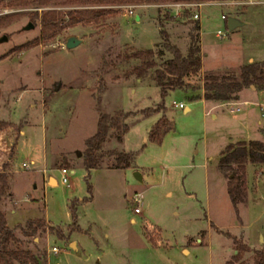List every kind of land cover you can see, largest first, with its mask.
<instances>
[{"label":"rangeland","instance_id":"1","mask_svg":"<svg viewBox=\"0 0 264 264\" xmlns=\"http://www.w3.org/2000/svg\"><path fill=\"white\" fill-rule=\"evenodd\" d=\"M219 2L186 6L192 7L186 15L172 2L85 6L115 14L44 39L34 11L67 10L69 3L14 8L0 0V38L8 37L0 43V118H10L0 121L13 125L0 131V175H8L0 210L21 242L11 247L37 255L39 264H222L237 253L233 237L248 246L244 262L264 250V164H246L245 200L237 209L218 166L227 145L264 142V88L242 89L239 111L226 103L208 110L179 90L162 99L153 80L172 56L163 40L186 55L198 36L201 68L185 78L194 85L204 74L238 75L243 65L264 60V0ZM229 17L240 21L231 31ZM28 23L33 28L26 30ZM70 36L81 43L68 49ZM138 49L157 51L156 67L140 78L141 59L132 57ZM163 100L166 108H159ZM164 110L173 129L155 142L148 133ZM121 111L129 113L122 143L111 130L101 167L87 171L85 142L99 114ZM110 149L133 153L131 167L110 168L116 162ZM32 220L45 227L28 234Z\"/></svg>","mask_w":264,"mask_h":264},{"label":"trees","instance_id":"2","mask_svg":"<svg viewBox=\"0 0 264 264\" xmlns=\"http://www.w3.org/2000/svg\"><path fill=\"white\" fill-rule=\"evenodd\" d=\"M52 1H60L65 4H70L67 10L49 9L40 12L34 11L32 18L37 22L39 19L40 36L44 39L51 38L57 31L74 26L77 24L85 25L97 23L106 16L115 14V10L108 8L94 9L85 6H118L121 4H136V3H181L189 4L187 6L197 7L196 4L202 2H219L225 0H7L10 7L36 5L35 7H44L51 4ZM85 7V8H84ZM192 7L182 9L184 15L191 11ZM38 18V19H37ZM195 30H199L198 22H196ZM163 50L171 52L172 56L162 62L163 69H155L154 83L159 87L160 97L163 99L168 92L172 90H187L188 88L203 90V98L214 101H227L238 99L237 95L244 88L250 86L256 88H264V60L254 61L243 65L238 75L236 74H212L207 73L202 77L200 85H194L185 82V78L189 74H196L200 68V48L199 38L193 37L186 55L177 49L168 41L163 40L161 44ZM161 54L163 51H160ZM155 49H138L132 55L133 58L141 59V63L135 72L140 78L145 72L156 67ZM159 108H164V100ZM157 111V109H155ZM129 113L121 111L113 115L102 114L98 116L97 128L93 136L89 137L85 142L83 166L89 171L101 167V161L105 154L101 151L105 140L111 130L120 133L117 141L122 142L123 134L127 131V125L124 123L125 118ZM10 122L0 121V131L5 128L12 127ZM172 123L165 115H161L158 121L152 126L149 131V138L152 141H160L165 132L172 129ZM106 154L116 156L115 165L111 168H129L133 161V153L128 151H117L110 149ZM246 164L260 165L264 164V142L261 141H240L236 144L227 145L220 153L219 169L227 178L226 192L235 209L238 204H241L245 199L243 193L246 190ZM8 175H0V197L7 190ZM84 200H75V202H83ZM72 216L75 217V208H72ZM75 221V220H74ZM28 234L35 233L40 227H45L43 221L32 220L27 223ZM236 245L237 253L227 260L224 264H264V250L257 251L253 262H244L242 258L243 252L248 251V246L242 244L236 237H233ZM20 244V239L17 238L9 227L5 219L4 213L0 210V264H39L38 256L28 250H22L17 247H11Z\"/></svg>","mask_w":264,"mask_h":264},{"label":"crops","instance_id":"3","mask_svg":"<svg viewBox=\"0 0 264 264\" xmlns=\"http://www.w3.org/2000/svg\"><path fill=\"white\" fill-rule=\"evenodd\" d=\"M204 69V68H203ZM252 90H255L256 89V87H254V88H251ZM177 90H179V89H177ZM177 90H172V91H170V92H168V94L167 95H169L171 92H174V91H177ZM179 91H181V92H183V93H185L186 95H187V98H189V99H192V100H198V101H201V102H203V104L204 105H207V104H209L210 105V108L208 109V110H213V109H215V107H216V105H221L222 103H226V104H228V105H239L240 103H241V100H240V96H241V94L239 95V93H241V92H238V95H237V98L238 99H234V100H227V101H222V102H220V101H214V100H209V99H204L203 98V95H204V93H203V90L201 89V88H199V89H192V88H188L187 90H179ZM244 103H246V101H244ZM164 108H166V107H164ZM3 109V105H1L0 106V112H1V110ZM10 111H11V109L8 111V113H10ZM184 111H188V109L187 108H185L184 107ZM161 113V112H160ZM6 115H7V113H6ZM5 115V117L4 118H0V120H7V119H9L10 120V118L8 117V116H6ZM161 115H165V110H164V112H162V114ZM137 116V115H136ZM128 117V116H127ZM166 117V116H165ZM125 120H126V118H125ZM125 120H124V123L127 125V123L125 122ZM168 120L170 121V119L168 118ZM171 122V121H170ZM172 123V122H171ZM127 129H128V125H127ZM172 129H173V127H172ZM21 134H23V131H22V129L20 128V130H19V135H21ZM125 134V133H124ZM123 134V135H124ZM123 138H124V136H123ZM123 138H122V140H123ZM240 141H245V140H240ZM240 141H238V142H240ZM122 143V142H121ZM237 143V142H236ZM231 144H233V143H231ZM235 144V143H234ZM222 152V151H221ZM45 165H46V163H45ZM48 168V167H47ZM46 168V166H43V168H42V170L44 171V173H46V172H48V169ZM111 168V167H110ZM130 168V167H129ZM93 169V168H92ZM122 169V168H121ZM136 173V172H135ZM138 173H139V175L141 176V172L140 171H138ZM51 175V174H50ZM55 182H56V184H57V180H56V178H55ZM200 239H197L196 240V242H199L200 243ZM71 244V243H70ZM75 246H76V249H77V243L75 242ZM183 251L185 252V253H188V251L186 250V249H183ZM226 262V261H225ZM224 262V263H225ZM224 263H222V264H224Z\"/></svg>","mask_w":264,"mask_h":264},{"label":"built area","instance_id":"4","mask_svg":"<svg viewBox=\"0 0 264 264\" xmlns=\"http://www.w3.org/2000/svg\"><path fill=\"white\" fill-rule=\"evenodd\" d=\"M220 3V2H219ZM229 3V2H228ZM205 3L204 2H202V3H198V4H196V6L197 7H202V5H204ZM231 4H234V3H231ZM187 5H189V4H181V3H175L174 4V6L177 8V10L178 9H181V7H186ZM176 13H178V12H176ZM194 15V18L195 19H200V15L199 14H197V13H194L193 14ZM222 19H226L225 18V16L223 15L222 16ZM223 33L221 32V31H218L217 32V35L220 37L221 35H222ZM174 106H176V107H179V108H184V104L183 103H176V102H174ZM230 110L231 111H239V109L238 108H236V107H234V105H230ZM22 167L23 168H29V164L28 163H26V162H22ZM59 170L61 171V181H62V183L63 184H67V178H68V170H66V168H59ZM139 196H140V194H134L133 196H132V198H131V202H134V203H136L137 204V206L133 209V211H134V213L135 214H140L141 213V211H140V208H139V206H138V204H139ZM51 252L53 253V254H57V252H58V248H56V247H51Z\"/></svg>","mask_w":264,"mask_h":264},{"label":"water","instance_id":"5","mask_svg":"<svg viewBox=\"0 0 264 264\" xmlns=\"http://www.w3.org/2000/svg\"><path fill=\"white\" fill-rule=\"evenodd\" d=\"M238 25H240V21L238 19H235L233 17H229L227 19V29L228 31H231L232 29H234L235 27H237ZM33 28V24L32 23H28L24 29L28 30V29H32ZM8 39V37H6L5 35H2L1 38H0V43L1 41H6ZM81 43V40L78 39L76 36H70L67 41H66V44H65V47L66 48H72V47H75L77 45H79ZM251 88H254L253 86H251ZM80 155V154H79ZM136 179L138 181H140L141 179V176L139 175L138 172L134 173Z\"/></svg>","mask_w":264,"mask_h":264}]
</instances>
